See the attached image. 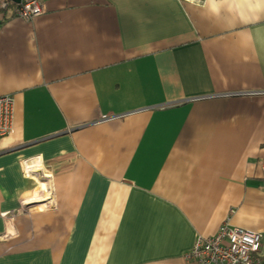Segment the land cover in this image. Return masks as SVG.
I'll use <instances>...</instances> for the list:
<instances>
[{
	"label": "crops",
	"instance_id": "obj_1",
	"mask_svg": "<svg viewBox=\"0 0 264 264\" xmlns=\"http://www.w3.org/2000/svg\"><path fill=\"white\" fill-rule=\"evenodd\" d=\"M43 3L0 9V264H199L224 222L264 252V0Z\"/></svg>",
	"mask_w": 264,
	"mask_h": 264
},
{
	"label": "built area",
	"instance_id": "obj_2",
	"mask_svg": "<svg viewBox=\"0 0 264 264\" xmlns=\"http://www.w3.org/2000/svg\"><path fill=\"white\" fill-rule=\"evenodd\" d=\"M189 1L204 3L207 0ZM11 5H13L14 15L25 20H32L46 11L43 0L0 1V9H7ZM254 93H264V91L251 92V94ZM122 115L120 113L110 114L103 119L110 120ZM13 131L14 98L10 95H3L0 96V141L12 134ZM262 188L264 189V176ZM262 245L260 232L232 226L229 222H224L214 235L199 237L193 248L184 254V259L197 261L199 264H264Z\"/></svg>",
	"mask_w": 264,
	"mask_h": 264
},
{
	"label": "bare ground",
	"instance_id": "obj_3",
	"mask_svg": "<svg viewBox=\"0 0 264 264\" xmlns=\"http://www.w3.org/2000/svg\"><path fill=\"white\" fill-rule=\"evenodd\" d=\"M25 169H26L27 172L32 173V172L38 170V166L37 165H33L32 163L28 162L27 166H25Z\"/></svg>",
	"mask_w": 264,
	"mask_h": 264
},
{
	"label": "water",
	"instance_id": "obj_4",
	"mask_svg": "<svg viewBox=\"0 0 264 264\" xmlns=\"http://www.w3.org/2000/svg\"><path fill=\"white\" fill-rule=\"evenodd\" d=\"M17 1H19V0H17Z\"/></svg>",
	"mask_w": 264,
	"mask_h": 264
}]
</instances>
